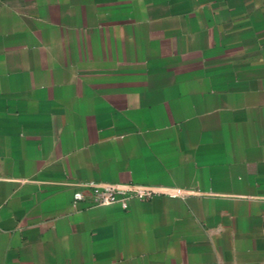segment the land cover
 <instances>
[{"label": "crops", "instance_id": "obj_1", "mask_svg": "<svg viewBox=\"0 0 264 264\" xmlns=\"http://www.w3.org/2000/svg\"><path fill=\"white\" fill-rule=\"evenodd\" d=\"M0 264H264V0H0Z\"/></svg>", "mask_w": 264, "mask_h": 264}, {"label": "built area", "instance_id": "obj_2", "mask_svg": "<svg viewBox=\"0 0 264 264\" xmlns=\"http://www.w3.org/2000/svg\"><path fill=\"white\" fill-rule=\"evenodd\" d=\"M86 190L91 193V202L94 205L108 206L112 204H118L123 209L128 207V203L132 199L139 201H149L154 196L162 194L163 192H157L153 190H147L138 188L135 186H97L86 185ZM181 193L180 190H175L168 193L170 197L177 196ZM86 195L84 191L77 192L75 194V200L84 201Z\"/></svg>", "mask_w": 264, "mask_h": 264}]
</instances>
